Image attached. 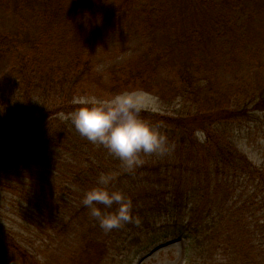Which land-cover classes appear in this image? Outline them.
Segmentation results:
<instances>
[{"label":"trees","instance_id":"trees-1","mask_svg":"<svg viewBox=\"0 0 264 264\" xmlns=\"http://www.w3.org/2000/svg\"><path fill=\"white\" fill-rule=\"evenodd\" d=\"M15 1H17L15 8L22 9L23 0ZM169 1L173 3L171 6L164 7L165 10L174 9L185 1L191 8L187 9L191 11L189 15L197 16L193 18V23L198 31L196 34L203 43L201 50L204 56L200 55L198 60L199 63L201 62L199 68H202L200 79L206 84L210 94V77L206 75L208 71L206 64L211 63L209 58L211 54L205 43L207 38H211L214 34V29H218L219 23L224 22L219 18L223 17V14L224 20L232 18L241 0ZM36 2L45 9L43 15L44 17L47 15L48 18L43 24L45 28L42 34L33 33L36 35H31L25 42L24 38L19 37V33L12 36L0 31V55H4L7 50H12L13 54L15 50L20 53V61L17 62L19 71L10 68V71L6 70L0 74V124L7 123L9 129L16 127L18 131L9 141L0 142V147L13 144L0 155V175H4L5 171L13 173L9 175L8 182L0 178V186L4 188L3 190L12 189L18 193L22 202L26 200V197L25 190L20 188V185L28 184V179L32 178L37 183L35 188H39L37 193H40L42 187L44 189L40 179L47 178L42 175L46 166V157L56 156L57 161L49 165L51 168H47L57 185L55 197L57 202L54 206L56 208L60 206L62 200L68 203L73 201L74 210L70 213L71 218H77L80 222L87 219L96 221L89 215L88 209L80 203V200L83 190L95 185L101 171H111L115 177L113 186L124 189L131 196L134 203L133 215L139 220V223H126L122 227L109 231L111 235L117 237L119 243L125 244L138 240L142 234L172 233L189 241L187 254L193 252V255L189 254L186 264H210V258L213 260L215 253L211 236L214 239V231L218 230L219 224L215 221L213 212L204 213L201 207L202 202L198 201L199 190L207 189L210 192L224 179L240 184L247 179V175L251 176L250 178L262 176L263 171L260 167L253 165L246 157L247 154L233 142L231 136L235 134L234 127L232 129L228 127L231 123L237 126L246 112L247 117L251 116L250 109L264 110V97L262 94L256 95L252 92L247 93L246 97L244 91H239L235 104L231 99L227 101V105L221 104L218 108L195 104L199 102L198 96L193 92L191 96L188 93L189 90L183 87L186 83L192 84L193 78L185 76L181 62L171 61L170 56L174 54L177 44H182L183 39L179 35L180 32L165 30L164 25L169 24L165 21V16L168 15L166 13L156 14L157 22L149 23L153 30L156 28L164 30V36L156 40L158 43L154 41L155 44L151 43L147 51L125 62L112 65L106 72L96 73L91 59H93V48L100 43L101 22L98 18L100 13L104 12L101 0H36ZM120 5L117 8L119 11H121ZM0 6L8 8L7 0H0ZM256 9L261 8L256 7ZM144 11L149 15L148 11ZM60 13L65 15V19ZM55 20H59L60 24H56ZM63 22L67 23L68 28L61 32L57 31L60 35H55L54 28H59ZM71 24H76L77 27L73 28ZM22 26L23 24L19 26L20 30ZM29 27L31 28V25ZM159 29H156L155 37ZM88 33H90L89 36H87ZM24 44L26 55L21 53L24 50ZM184 50L186 52V49ZM180 54L181 51L177 55L178 59ZM250 56H256V52L247 55V57ZM26 61L34 70L39 68L46 71L43 73L44 79L41 83L36 78L35 72L33 75L31 70H24L25 67H29ZM232 62L236 60L231 59L226 63L230 71H232L230 68ZM37 65L39 66L36 67ZM193 74L195 76L194 72ZM161 76L162 80L175 83L177 93V86L180 85L181 96L190 98L191 103L193 101L194 103L188 104L190 106L187 110L179 111L177 114L153 109L142 110L143 118L161 123L168 137L171 135L177 137V144L172 154L164 155L158 160L156 166L153 165L155 175L152 172L146 173L148 169L145 165L138 167L133 173L124 171L118 159L111 156L102 146L95 145L82 137L67 119L77 107L73 102L74 97L82 94L79 89H84L87 81L89 85L96 83L102 86L104 83L105 91L113 95L126 89L154 90V87L158 86V82L155 83V81H158V77ZM58 81L59 87L55 83ZM40 84L42 89L40 88L39 94L41 95L37 96L34 91H38ZM52 86H56L51 97L55 105L51 109H43V103L46 102L47 97L50 98ZM255 100L256 104L252 108L249 103ZM35 109L40 111L36 119H34ZM23 118H27V124L18 127L17 121ZM196 124L201 126L204 141L199 142L195 136V128L192 126ZM219 131H221L220 135L225 134L220 137ZM29 134L33 138L30 145L32 146L33 143L32 147H36L34 150H29L27 141L23 140L24 136ZM146 157L147 155H144L143 158ZM170 158L179 161L180 165L177 166V163L168 161ZM192 173L204 178L199 181L195 180L196 178L192 179L188 176ZM14 174H17L15 175L17 177ZM143 179L148 183L142 185ZM211 181L214 183L212 189ZM202 183L206 185L203 186ZM134 184L137 185L133 188ZM13 188H19V190ZM140 192L143 196L139 194ZM47 197L46 195L41 198L44 206L50 205V199ZM26 203L33 204L28 199ZM261 203L264 208V200L262 202L261 199ZM37 209L39 212L43 211L39 207ZM10 233L0 227V238L4 240L2 241L5 247L13 253H21L20 245L15 242ZM137 233L138 238L135 236ZM227 242L230 247V240ZM143 247L146 246L140 243L136 252ZM255 250L252 248L246 250L247 264H264V245L260 250ZM218 254L220 255V252ZM220 256V260L228 259L224 251Z\"/></svg>","mask_w":264,"mask_h":264},{"label":"rangeland","instance_id":"rangeland-1","mask_svg":"<svg viewBox=\"0 0 264 264\" xmlns=\"http://www.w3.org/2000/svg\"><path fill=\"white\" fill-rule=\"evenodd\" d=\"M16 2L7 0L8 8L0 6V31L12 36L19 33V37L24 38L23 41L26 42L31 35L42 34L47 15L44 17L45 9L36 0H23L22 9L15 8ZM121 3L123 4L120 5ZM171 3L173 2L169 0H101L104 12L100 13L98 18L101 22L99 27L100 43L99 46L93 48V59H91L94 63V72L99 74L106 72L112 65L125 62L147 51L151 43L164 36V30L156 28L159 31L155 37L156 29L153 30L149 23L157 22L156 14L166 13L168 15L165 16V21L169 24L164 25L165 30L180 32L179 35L183 39L182 44L178 43L174 54L170 56L171 61L181 62L185 76L193 78L192 84L186 83L183 87L189 90L188 93L191 96V92L198 96L199 102H195V104L218 108L221 104L227 105V101L230 99L235 104L239 91H244L246 97L249 92L256 95L262 94L264 97V0H241L237 4L236 13L232 18L224 20V14L223 17H218L224 22L219 23L218 29H214V34L211 38H207L205 43L209 47V54H211L209 56L211 63L206 64L208 69L206 75L210 77V94L206 84L200 79L202 68H199L201 62L199 63L198 60L200 55L203 56L201 50L203 43L197 36L198 31L193 23V18H197V16L189 15L191 11H187V9L191 8L185 1L174 9L165 10L164 7L171 6ZM119 5L121 11L117 9ZM256 7L261 8L258 9L260 14ZM144 10L148 11L149 15ZM171 11L173 12L171 13ZM60 14L65 19V15ZM55 23L60 24V21L55 20ZM21 24L23 26L20 30ZM71 25L73 28L77 27L76 24ZM66 28H68L67 23L63 22L59 28H54L55 35H60L58 32ZM25 44L21 53L26 55ZM180 51L178 59L177 55ZM253 52H256V56L247 57ZM231 59L236 60L231 63L232 71L227 69L228 65L226 64ZM19 61L20 53L17 50L14 51V54L12 50H7L4 55H0V74L6 70L10 71V68L19 71L17 68ZM101 63L106 67L102 71H97L96 65ZM26 64H29L28 61ZM24 70H31L33 75L35 72L39 83L43 81V73L46 72L39 68L34 70L30 64ZM193 72L195 76H193ZM232 76L233 78H230ZM158 78V81H155V83L158 82V86H155L154 90L141 89L144 93V110L153 109L177 114L179 111L187 110L194 103V101L191 103L190 98L181 96L182 87L180 85L177 86V93L175 83L162 80V76ZM55 83L59 87L60 82ZM39 86L38 91H34L37 96L41 95L39 90L42 89V86L41 84ZM50 88L52 92L50 98L47 97L46 102L43 103V109H51L55 105L51 97L56 86ZM105 90L104 83L102 86L96 83L89 85V81L84 89H79L82 94L111 96ZM249 104L253 108L256 100ZM35 110L34 119L40 113L39 110ZM250 112L251 114H249L253 117H247L246 112L237 126L231 123L228 128L234 127L235 134L231 136L233 142L237 145L236 147L247 154L246 157L253 165L260 167L263 171L262 176L250 178L251 176L247 175V179L240 184L224 179L215 188L211 181V189H213L210 192L207 189L199 190L198 201L202 202L203 206L201 207L204 213L213 212L215 221L219 224L218 230L214 231V239L210 235L215 248L214 258L213 260L210 258V264H247L246 250L252 248L257 251L264 245V208L261 203V199L262 202L264 200V110L258 108L253 111L250 109ZM17 122L20 127L27 124V118ZM192 127L195 128L197 140L204 141L201 126L196 124ZM179 131L178 133H180ZM17 132L16 127L9 129L7 123L0 124V142L9 141ZM220 133L221 131H219V135ZM176 138L173 135L169 137L170 142L175 146ZM31 139L33 138L30 134L23 138L24 141H27L29 150H34L36 147H32L33 143L32 146L30 145ZM11 146L13 144L0 147V155ZM171 154L172 152L169 153V155ZM155 155H147L144 158L143 165L148 169L146 173L152 172L155 175L153 165L156 166L158 160L164 156ZM173 158L168 161H173L179 166L180 162ZM55 161H57L56 156L46 157V166H44L42 175L47 178L40 179L44 186L40 193H37L39 188H35L37 183L32 178L28 179V184L20 185V188L25 190L23 192L26 197V200L22 202L18 193L12 189L3 190L4 188L0 186V227L11 232L10 235L22 249L21 253H13L5 247L4 240L0 238V264H186L188 262L189 254L193 255V252L187 254L189 241L176 234H164L165 232L142 234L138 240L121 244L115 235L101 229L98 222L88 219L80 222L77 218H71L70 213L74 210L73 201L68 203L62 200L60 201L61 205L56 208L57 185L52 173L47 169L51 168L49 165H53ZM8 169L10 170V168ZM10 174L13 173L5 171L4 175H0L1 180L8 182ZM188 176L192 179L196 178L195 180L198 181L204 178L196 173L188 174ZM141 183L144 185L148 182L143 179ZM136 185L134 184L133 188ZM201 185L205 186L206 184L202 183ZM13 189L19 190V188ZM139 194L143 196L142 192ZM46 195L50 199L49 206H44V201L41 199ZM27 199L31 200L33 204L26 203ZM38 207L43 211L39 212ZM137 235L138 233L135 236ZM229 240L230 247L227 244ZM140 243L146 247L136 252ZM222 251L228 257V259L225 258L226 261L220 260ZM216 254L219 256L215 257Z\"/></svg>","mask_w":264,"mask_h":264},{"label":"clouds","instance_id":"clouds-1","mask_svg":"<svg viewBox=\"0 0 264 264\" xmlns=\"http://www.w3.org/2000/svg\"><path fill=\"white\" fill-rule=\"evenodd\" d=\"M106 67L96 65L97 71ZM141 89H126L111 96L81 94L74 97L77 107L67 119L77 132L95 145L102 146L118 159L124 171L133 173L145 163L144 155L171 153L175 145L159 122L141 115L145 107ZM111 171H101L94 186L83 190L80 203L105 232L126 223H139L133 215L134 203L122 188L113 186Z\"/></svg>","mask_w":264,"mask_h":264}]
</instances>
